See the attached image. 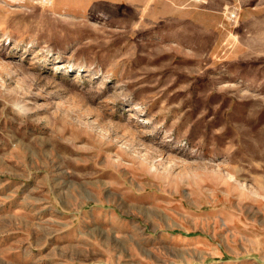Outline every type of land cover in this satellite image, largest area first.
Instances as JSON below:
<instances>
[{
    "label": "rangeland",
    "instance_id": "374dc122",
    "mask_svg": "<svg viewBox=\"0 0 264 264\" xmlns=\"http://www.w3.org/2000/svg\"><path fill=\"white\" fill-rule=\"evenodd\" d=\"M0 264H264V0H0Z\"/></svg>",
    "mask_w": 264,
    "mask_h": 264
},
{
    "label": "crops",
    "instance_id": "0c3cea01",
    "mask_svg": "<svg viewBox=\"0 0 264 264\" xmlns=\"http://www.w3.org/2000/svg\"><path fill=\"white\" fill-rule=\"evenodd\" d=\"M88 5H89L88 3H87V4L84 3V5H83V9H88ZM67 8H69V7H67ZM219 21H220V23L223 22L222 20H219ZM220 23H219V24H220ZM219 24H218V25H219Z\"/></svg>",
    "mask_w": 264,
    "mask_h": 264
},
{
    "label": "built area",
    "instance_id": "2783aa9c",
    "mask_svg": "<svg viewBox=\"0 0 264 264\" xmlns=\"http://www.w3.org/2000/svg\"><path fill=\"white\" fill-rule=\"evenodd\" d=\"M230 17H231V18H235V15H234V14H231Z\"/></svg>",
    "mask_w": 264,
    "mask_h": 264
}]
</instances>
